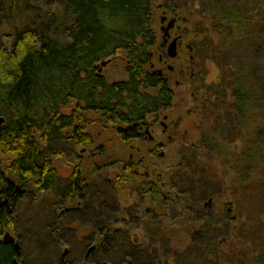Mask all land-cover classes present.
<instances>
[{
    "label": "trees",
    "instance_id": "16d2710c",
    "mask_svg": "<svg viewBox=\"0 0 264 264\" xmlns=\"http://www.w3.org/2000/svg\"><path fill=\"white\" fill-rule=\"evenodd\" d=\"M156 6L175 10L193 27V61L200 66L206 59L213 62L219 79L206 99L195 100L202 136L187 145L185 161L162 169L171 196L161 204V223L141 225L160 228L161 239L151 247L107 235L96 242L108 251L119 248L140 264H264V72L251 60L256 45L264 48V0H0V264H32L38 258L27 253L32 241L45 249L44 264H69L57 254L62 189L51 142L90 145L86 129L89 116L97 113L116 126L121 140H128L136 137L131 123L174 104L173 87L150 69L155 50L166 57L153 25ZM113 57L125 61L124 80L107 81L97 72L98 63ZM128 175L122 166L115 179ZM96 183L100 189L104 181L98 176ZM19 186L40 210L33 220L23 221L18 254L2 236L17 229L23 207L14 194ZM206 191L228 193L236 203L256 201L259 211L239 222L240 235L236 231L228 238L225 232L224 242L217 240L212 230L222 224L202 207ZM107 199L99 200L103 220L98 228L105 234L112 230L104 221ZM150 201L143 197L139 203ZM118 202L115 220L127 216V209L139 214L135 206ZM170 209L176 216L172 220ZM232 223L224 221L227 230ZM118 224L122 228L116 232L135 227ZM175 228L198 236H181L175 247L169 236ZM179 255L186 259L181 262Z\"/></svg>",
    "mask_w": 264,
    "mask_h": 264
},
{
    "label": "rangeland",
    "instance_id": "374dc122",
    "mask_svg": "<svg viewBox=\"0 0 264 264\" xmlns=\"http://www.w3.org/2000/svg\"><path fill=\"white\" fill-rule=\"evenodd\" d=\"M226 2L227 0H224V3ZM161 13L162 12L159 6H156L154 10L155 21L153 25L157 35V45L162 42L161 41L162 31L160 30ZM167 16L168 18L171 19L172 14H167ZM175 30L180 32L181 34L182 33L184 34L182 38L183 44L190 45L193 51V42L191 39L193 27H191L188 23L184 22V20L180 19L176 23L175 28L171 30L170 33L172 35H175L174 32ZM256 46L257 48L254 49V52L252 53L251 56L252 57L251 60H253L256 64L259 65L261 64L260 69H262V71L264 72V48H260L262 45L260 46L256 45ZM164 49L165 48L163 46V52ZM188 54L193 55V53L192 52L189 53L187 51L186 46L183 45V47L179 49L177 57L174 59H167L166 65H170L171 67L174 68L172 72H168L169 83L173 87L175 93V102L173 105H178V106L180 105L181 106L180 109L182 110V111H175L173 115L174 117H176L177 115L182 116L179 128L180 130L186 129L189 139L191 140V142H194L199 135L202 136V132H200L198 129V124L200 122H199L198 114L196 113V109H195V105H196L195 100L196 99L200 100L201 97H203V95H200L201 93L198 92L203 90L202 87H204L205 84L204 80L206 82L217 81L219 79V73L216 68V65L211 61H207L206 63L203 64L202 67L203 70H205L204 78L202 76L203 75L202 71L200 70H196L195 73L191 75L189 71V67L187 66L189 64ZM159 56H162V54L158 50H155L151 55L150 66H152V68L154 69H158L159 67H161L158 62ZM124 65H125V61L122 58L113 57L109 60V62L105 66L102 67L101 71L107 81L124 80L126 78ZM191 67L192 65H190V69ZM180 68L183 69L182 75H179L181 72V70L179 71ZM176 82L178 84H176ZM197 95L199 96L196 98ZM188 106L189 107L193 106L194 108V111H192L190 115H187L183 111L184 110L183 108ZM89 117L91 119V123L87 127L86 131H88L91 134L92 137L91 144L88 146L74 147L71 146V144H65L63 142L60 143L51 142L50 156L53 157L52 163L61 175L66 176L69 173L72 165L76 164L79 161L77 155L80 154L82 155L81 159L83 160L82 162L83 169L92 170L88 172L89 175L92 177H94L92 175V173L94 172L93 169L96 168L95 166H97L98 164V166L101 169L96 173L97 177L99 176L100 180L104 181L103 184H100L101 185L100 189L97 186L98 196L104 195L105 197H107V193L112 191L113 188L116 195L114 198V205H115V200L117 199L119 201L118 203L121 206L128 207L130 204H132V201L134 199L128 197L129 194L128 186L126 187L128 178H122L120 176L122 179L116 180L115 175L116 173L119 174L120 168L124 165L123 163L126 162L129 154L135 151V147L138 145V143L134 141H129V142L122 141L119 138L118 134L116 133L115 127L105 123L103 119L99 118V115L91 114V116ZM221 133L222 132L215 133V136L218 138V136H222ZM177 149L178 146L174 147L173 152L177 153L176 152ZM96 150L100 151V154H97L93 157H87V154L89 152H93ZM187 150L188 148L186 149L185 146L184 152H186ZM182 151H180L178 154H180ZM133 153L135 156V152ZM8 159L9 157L5 156L3 162L6 163ZM159 165L162 167V169H164L170 166L171 163L168 164V161L165 157L161 162H159ZM110 167L112 169L107 170ZM103 178H108L109 181H105ZM117 181L118 184H116ZM201 187H204V185L202 184ZM22 189L25 191V188L19 186L18 190L16 191L17 196L18 194H20L18 202L23 206L20 209V212L18 213V222L16 224L17 229L16 231L7 230L15 237L16 243L20 245L22 243L20 242L18 235L26 231V228H24L23 226L24 225L23 221L27 219H29L30 221L33 220L34 216L36 215V211L40 210L39 206L33 207L32 205H30V202L26 197L27 195H25V193L22 192L23 191ZM207 193L208 191H206V194ZM221 202L231 203L232 214L236 216L237 220L232 223L234 224L232 229L227 230L226 229L227 227H225L224 223H220L222 224V226L220 225L214 227V229L212 230V235L218 237L217 240L220 241L222 240L221 238H223V235H225L226 233H228V238L231 237L234 232L236 233L237 231L236 228L239 222L245 220L247 216L250 217L252 215H255L259 211L256 201H254L255 204L250 203V205H246V203L243 202V199L241 203H236V201L231 196H229L228 193H224L221 196L217 197V199L215 200L216 206L219 205ZM125 214L127 215V210ZM167 215L170 217L169 218L170 220L176 217L174 216V212H172L171 209L169 210ZM107 216H105L104 218V221L106 222H107ZM87 217L90 218L91 215L89 214L87 215ZM122 217L126 218L127 216H122ZM108 222H110V219L108 220ZM177 222L178 221H176V223ZM71 227H76L77 229L75 231L78 233L88 231V227H85L84 224H78V223L73 224L68 217L65 219V223L64 225H62L59 232L61 243L57 254L61 256L62 253L65 251V254L63 255V257L62 256L61 257L64 260H66L69 264H98L99 262H103V261L111 264H140L139 259L131 258L129 255H126L125 252L119 251V248H117L114 252H112L111 250L108 251V248L103 249V247H101L99 243L96 242L99 238H92L86 240L76 239L74 237L75 236L74 230H72ZM112 227L114 229L122 228L118 223L113 224ZM149 230L150 228L148 230H143L142 228L131 230V233L136 234L139 237V239H130V240L135 246L141 244L145 246L149 243L151 247L152 246L151 243H153V240L154 239L156 240V238L155 237L150 239L145 237L142 238L143 237L142 233L144 231H148L147 233H153V231H155V230L152 231ZM178 230L179 229L175 228L173 229V231L169 233L170 239H173L172 241L175 247H177V240L182 238L181 236H185L186 238H190V237L196 238L198 236V234L196 235V233L187 236L186 232L185 233L182 232L184 230L182 231H178ZM237 234L240 235L239 231H237ZM153 236L155 235L153 234ZM157 239H161V238H157ZM91 247L93 248L89 250ZM154 247L157 248L156 251L158 252V249L160 248L159 244L158 246L156 245ZM187 250H190V248ZM139 251L143 253L142 249L138 250V253L134 255L135 258H138L141 255ZM187 252L188 251H184L183 254L186 255ZM27 253L38 254V258H36L35 260L33 259L30 263L44 264L43 261H44V257L46 256L45 249L38 248L33 243V241L31 243L30 248L27 250ZM162 253L163 250H161L159 256L161 258L163 257L164 259V256L163 255L161 256ZM85 255L86 258H84ZM143 259H146V257H143ZM185 259L186 258H184V256L179 255V260H181V262L184 261ZM149 264H157V262L153 261V262H149Z\"/></svg>",
    "mask_w": 264,
    "mask_h": 264
},
{
    "label": "flooded vegetation",
    "instance_id": "af4514ba",
    "mask_svg": "<svg viewBox=\"0 0 264 264\" xmlns=\"http://www.w3.org/2000/svg\"><path fill=\"white\" fill-rule=\"evenodd\" d=\"M161 9V17L165 16L163 22H161V26H166L168 20L167 14H172L171 18H175V22L172 28L169 30V37L166 40V43L163 42L162 45L164 46V52L166 54V47L168 43L176 39V50L177 54L173 58H169L166 54V57L159 56L158 62L161 67L158 69H154L151 67L152 71L154 73H157V70L161 71V74L157 73V76L163 78L166 80V82L169 83V76L168 72H172L174 68H170V65H166L167 59H174L178 55V51L180 48L186 46L187 51L190 53L192 52L190 45L183 44L182 38L183 33L181 34L178 31H174L175 35H172L170 33L171 30L175 28L176 23L181 19L180 15L178 13L170 8H167L165 6H159ZM160 17V18H161ZM182 20V19H181ZM160 26V28H161ZM161 30V29H160ZM162 31V30H161ZM163 34V31H162ZM162 41V36H161ZM188 61L189 64L187 65L189 67L190 74H194L196 70L202 71V76L204 78L205 76V70H203V65H196L193 61V56L191 54H188ZM209 61L208 59L205 60V63ZM190 65H192L190 69ZM181 70L179 75L183 74V69ZM102 74V71L100 73ZM104 76V75H103ZM217 81H210L206 82L204 80V87L202 91H199L198 93H203L202 99H206L208 97V90L209 87H211L213 84H215ZM176 84H178L176 82ZM180 105H169L164 106L162 109L158 111H154L149 114V116L143 120H139L138 122H133L135 126V133L136 137L130 138L128 140H122L125 142L134 141L137 142L138 145L135 147V156L134 153H130L128 156V159L125 163H123V169L127 166L129 175L126 187L128 186V197L134 198L132 201L131 206H135L139 209V214H136L135 212H131V209H127V212H131L127 214V217H118L114 218V189L112 188V191L107 193L108 199H107V222L110 219V222L113 226L115 223L124 222V223H134V228H128L124 232H116L114 228L112 227V230L108 232L107 234L102 233L99 231L98 223H100L99 216V200L103 201V196H98L97 191V183L98 180L97 172L101 169L98 164L95 166L96 168L93 169L92 176L89 175V171H92L90 169H83V160L82 155L78 156V162L74 165H72L69 173L66 176H63L59 173L61 178V194H60V209H59V217L60 222L62 225L65 223V219L68 217L71 222L78 223V224H84L85 227H88V231H84L82 233H78L75 230L76 227H71L72 230H74V237L76 239L86 240V239H92V238H103L106 235L111 237H117V238H127V239H139V237L136 234H132L131 230L133 229H140L141 225H144L147 221H149V224H160L161 219V204L163 202V199H169L170 198V192L169 189H164V183L162 181V167L159 165V162H161L165 157L168 161V164L171 163V165L174 167L178 165V163H182L185 161L187 157V151L184 152V148L189 143H192L191 140L188 137V133L186 129L180 130V122H181V115H177L174 117L173 113L175 111H182L180 109ZM184 112L187 115H190L192 111H194V108L191 107H184ZM196 109V108H195ZM196 113L199 115L196 109ZM96 115H99V118L103 119V116L99 113ZM105 122V120L103 119ZM113 126V125H112ZM115 130L117 133L116 126ZM118 134V133H117ZM119 136V134H118ZM120 138V137H119ZM178 146L177 153L173 152V148ZM143 150V151H142ZM183 150V151H182ZM180 151H182L180 154H178ZM97 154H100V151L96 150L93 152H89L87 154V157H93ZM170 165V166H171ZM56 168V167H55ZM112 169L111 167L107 170ZM59 172V171H58ZM114 178V176H113ZM105 181H109L108 178H103ZM71 182L69 183V181ZM103 181V180H102ZM114 182V180H113ZM114 184V183H113ZM17 188L14 189V194ZM20 195V194H18ZM222 193L215 191L213 193H204L202 197V207L204 209L209 210L210 215L212 217V220L215 223H221L226 220L230 222H234L237 220L236 216L232 214V205L231 203H224L221 202L219 205L216 206L215 200L217 197L221 196ZM143 197H150V202L148 204H144L141 206L139 203V200ZM129 207V206H128ZM143 211H140V210ZM143 212L148 213V218H146L145 215H142ZM91 215V217H87V215ZM214 214V215H213ZM100 219V220H99ZM70 229V228H69ZM143 229V228H142ZM156 229V231H153V233H147L148 231H142L143 237L142 238H161L162 233L160 228L157 231L156 227H151L149 231H152ZM144 230V229H143ZM145 234V235H144ZM153 234L155 236H153ZM186 235H190V233L186 232ZM86 258V255L85 257ZM68 263V262H67Z\"/></svg>",
    "mask_w": 264,
    "mask_h": 264
},
{
    "label": "water",
    "instance_id": "95a60500",
    "mask_svg": "<svg viewBox=\"0 0 264 264\" xmlns=\"http://www.w3.org/2000/svg\"><path fill=\"white\" fill-rule=\"evenodd\" d=\"M166 17L165 16H162L161 18H160V21L161 22H163L164 21V19H165ZM174 22H175V18H171V19H169L168 20V22H167V24H166V26H161V30L163 31V34H162V42L165 44L166 43V40H167V38L169 37V30H170V28H172L173 27V25H174ZM166 54H167V56L169 57V58H173V57H175L176 56V54H177V50H176V39H173V40H171L169 43H168V45H167V47H166ZM109 62V60H104V61H101L100 63H98L95 67H96V69H97V72L100 74L101 73V70H102V67L103 66H105L107 63ZM170 68H172L171 66H169ZM158 74H161V71L160 70H157L156 71ZM3 122V118L2 117H0V124ZM16 190H18V189H16ZM2 242L4 243V244H14V246H15V248L17 249V253L19 254L20 252H19V244H17L16 242H15V237L10 233V232H8V231H6L4 234H3V236H2ZM93 247H91L89 250H91ZM65 254V251L62 253V257H63V255Z\"/></svg>",
    "mask_w": 264,
    "mask_h": 264
}]
</instances>
